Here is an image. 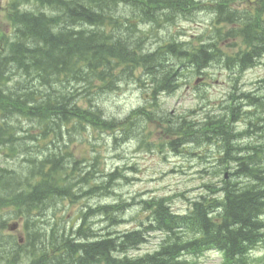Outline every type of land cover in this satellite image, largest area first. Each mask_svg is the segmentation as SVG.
I'll list each match as a JSON object with an SVG mask.
<instances>
[{
  "label": "trees",
  "instance_id": "16d2710c",
  "mask_svg": "<svg viewBox=\"0 0 264 264\" xmlns=\"http://www.w3.org/2000/svg\"><path fill=\"white\" fill-rule=\"evenodd\" d=\"M37 1L44 7H50V12L56 10L55 14L59 15H49L48 12L47 15L20 13L12 18L16 40L0 56V149L26 153L25 163L30 166L28 171L33 174L34 183L26 184L32 191L23 197L39 212L56 199L78 198L81 191L77 185L82 177L89 176L86 173L76 174L77 178L63 175V169L66 168L62 166L65 167L63 161L67 154L62 149L65 145L60 143L62 132L69 125L111 132L123 126L124 122L107 121L100 111L79 106L75 100L78 96L113 90L122 82L124 73L130 75L138 69L153 84L166 83L167 89H170L168 78L174 74L168 62L171 56L194 66H203L205 62L219 60L221 53L217 47L201 46L184 50L176 44L142 52L141 41L135 43L131 38L135 29H132L129 21L126 19L121 22L120 17H114L123 6L130 3L146 18H156L157 15H152L146 7L156 4L163 7L165 3L166 8H178L181 0ZM254 1V13L224 8L221 4L212 9L217 23L241 25L240 29H233L226 36L240 39L244 50L234 56H225L226 66L240 72L253 67L256 60L264 55V0ZM10 66L22 71L21 81L14 82L13 73L8 75ZM67 81L80 84L83 89L71 92L63 88V91H59L61 84ZM28 82L32 84L27 86ZM237 100L240 101L232 100L229 106L231 118L224 119L223 123L217 117L208 119L210 122L201 124L199 128L196 123L189 122L186 126L178 124V129L171 126L168 132L178 135L181 137L178 139L185 143H204L211 142L212 137L215 140L223 138L224 161L227 164L224 170L230 161L235 163L239 168L228 175L246 179L243 185L235 180H223L221 187L211 190L213 198L201 195L191 202V207L184 213L170 209L168 198L155 199L145 207L146 215L150 218L147 226L140 221L141 229L113 238L90 241L92 235L85 224L86 217L93 212L89 209L86 214H82V226L71 235L66 231L57 237L51 229L49 264H190L187 255H200L209 250L221 254L223 264H247L249 253L264 237V144L236 145L237 138L244 133L231 130H234L237 116L234 110L244 103L246 107L264 111V97L241 94ZM131 115L146 122L153 121L151 111H144L143 108L134 110ZM12 118L34 124V127H14ZM19 130L27 133L22 139L15 135ZM49 133H52L53 138L45 144ZM169 145L175 148L173 142ZM47 149L51 153L45 156L44 151ZM35 150L38 151L35 153L43 154L40 159L34 153ZM68 154L73 162L71 154ZM74 163L79 170L81 161ZM75 172L70 169L67 174L73 176ZM0 173V181H7L8 178L13 181L12 177L3 176L8 173L6 169H0ZM0 186L4 191L15 189L12 183ZM90 189L93 191L94 188ZM11 203L15 205L14 201ZM98 211L106 216L116 214L114 209L109 211L106 206L98 207ZM150 232L166 235L159 248L142 257L127 258L125 254L142 245L146 241L145 233Z\"/></svg>",
  "mask_w": 264,
  "mask_h": 264
},
{
  "label": "rangeland",
  "instance_id": "374dc122",
  "mask_svg": "<svg viewBox=\"0 0 264 264\" xmlns=\"http://www.w3.org/2000/svg\"><path fill=\"white\" fill-rule=\"evenodd\" d=\"M247 1L250 0H181L178 8H166L165 3L163 7H160L161 4L146 7L152 15H157L156 18L154 16L146 18L145 14L141 15L129 3L114 17H120L121 22L126 19L129 21L132 29H135L131 38L135 43L141 41L142 52L157 50L161 46L170 44H176L184 50H192L200 47L201 44L210 43L213 39L218 41L214 37L216 36L214 32L226 35L230 29H234L229 25L217 24L212 10L215 5L221 4L225 6L224 8L251 12V7L246 4ZM18 3L22 4L21 1ZM14 5L15 0H2L4 12L0 13V34L3 35L0 39V48L7 49L12 41L13 34L8 15L14 10ZM21 8L36 14L48 12L49 15H59L54 13L56 12L54 9H52L54 12H50V7H44L37 0L29 2L26 6L22 5ZM3 37L7 38L3 39ZM224 41L220 45L226 44L220 49V59L206 64L205 68L196 69L186 60L183 62L171 56L168 62L172 65L171 70L175 72V76L170 81L172 89L164 87L154 91L157 85L138 69L132 71L130 75L124 73L122 82L112 91L103 90L104 92L93 95L81 94L75 99L83 108L100 111L101 116L107 121L124 123L116 132L76 125H69L62 132L60 143L62 146L65 145L62 148L63 152L70 153L73 159V164L63 169V175H67V178H77L76 174L86 173L89 176L82 177V181L77 185L81 191L78 193V198L71 196L56 199L49 202L43 210L34 211L35 215L29 218V223L39 222L40 231L45 234L47 250L50 248L47 242L51 240L49 237L51 229L57 237L65 234L66 231L71 235L82 226L84 221L81 218L82 214H86L89 209L93 212L86 217L85 224L89 225L88 228L95 234L93 240L95 237L96 239L113 238L141 229L140 221L144 225L148 224L150 218L146 217L143 201L168 198L169 206L174 212L184 213L191 207V202L201 195L213 198L211 190L221 187L223 180H235L239 185L247 181L227 174L239 168L231 161L224 170L227 164L224 161L223 138L213 143L206 141L185 143L182 139H178L180 138L178 135L173 133L171 135L168 132L169 127L176 128L184 120L186 124L183 126L193 122L199 128L201 124L207 123L208 119L217 117L230 119L232 110L229 106L232 100L240 101L237 97L241 94H250L256 98L264 97V56L257 59L254 67L243 72L234 67L228 68L223 63L224 56H234L242 52L244 45H241L239 39L229 38ZM4 53V50L0 51V56ZM10 74L14 82L22 80V71L11 67L8 75ZM70 82L62 83L59 91L68 88L69 91L76 92L82 88L80 84ZM31 84L32 82H28L27 86ZM139 108L151 111L153 121L146 122L131 115ZM234 112H237V116L233 124L234 130L231 131L244 133L237 138L236 145L264 144V111L245 107L243 103ZM11 120L14 127L23 129L34 127V124L17 118ZM22 132L23 130L17 131L16 137L22 139L27 135ZM51 138H53L52 133H49L44 140L45 144L50 143ZM170 142L175 144V148L169 145ZM41 144L45 145L43 142ZM47 150L44 151L45 156H48L53 149ZM35 154L40 156L38 159L43 155ZM93 158L95 161H92ZM26 159V153L0 149V169L16 171L8 175L13 181L8 178V182L0 181V184L7 186L12 183L15 190L16 183L23 186L31 184V172L28 171L30 166L24 163ZM74 161L81 163L78 165L79 170L77 167L74 168L76 172L71 176L67 171L72 169ZM110 173L113 174L112 177L108 176ZM90 187L94 188L93 191ZM100 206H108L109 211L114 209L116 214L101 215L96 212ZM19 216L13 207H0V221L19 223L22 234L24 224L18 219ZM27 227L30 231L34 230L33 227ZM6 231L2 232L4 237ZM144 237L146 243L129 251L127 257L135 258L145 253H152L161 243L164 235L157 232ZM70 238L76 239V237ZM0 240H3L1 236ZM29 241L32 242L33 239L30 238ZM35 245L37 246L38 242ZM17 254L18 252L13 251L9 257L1 259L0 264H10L9 258L20 257ZM187 259L190 264H223L222 255L212 250L200 255H187ZM37 264L41 263L37 262ZM247 264H264V237L249 253Z\"/></svg>",
  "mask_w": 264,
  "mask_h": 264
},
{
  "label": "flooded vegetation",
  "instance_id": "af4514ba",
  "mask_svg": "<svg viewBox=\"0 0 264 264\" xmlns=\"http://www.w3.org/2000/svg\"><path fill=\"white\" fill-rule=\"evenodd\" d=\"M1 1L2 0H0V13L1 12H3V7H2V5H1ZM13 228V226H10L9 224H7L6 225V229H12ZM15 231L17 232V231H19L20 232V234H18V244H16L15 246L17 247V248H19V249H28L29 248V245H30V242H29V234H28V229H27V227H25V228H23V233L21 234V232H22V229L20 228V229H17V228H15ZM8 236H15L14 234H12V233H8L7 234ZM4 251H5V253L7 252V249H4ZM14 264H19L18 263V259L16 258L15 260H14Z\"/></svg>",
  "mask_w": 264,
  "mask_h": 264
},
{
  "label": "bare ground",
  "instance_id": "6f19581e",
  "mask_svg": "<svg viewBox=\"0 0 264 264\" xmlns=\"http://www.w3.org/2000/svg\"><path fill=\"white\" fill-rule=\"evenodd\" d=\"M44 5V4H43ZM132 10V9H131ZM134 11V10H133ZM45 12V11H44ZM55 13V12H54ZM139 14V13H138ZM185 15V14H184ZM188 15V14H187ZM123 16V15H122ZM173 18V17H172ZM202 18V17H201ZM181 20V19H180ZM207 21V20H206ZM167 22V21H166ZM163 25V24H162ZM148 26V25H147ZM171 29V28H170ZM50 30V29H49ZM156 30V29H155ZM125 34V33H124ZM135 34V33H134ZM146 35V34H145ZM72 39V38H71ZM21 44V43H20ZM19 45V44H18ZM187 45V44H186ZM21 46V45H20ZM24 47V46H23ZM98 47V46H97ZM150 47V46H149ZM115 48V47H114ZM25 49V48H24ZM128 55V54H127ZM131 55V54H130ZM127 57V56H126ZM133 57V56H132ZM128 58H130V57H128ZM131 59V58H130ZM132 60V59H131ZM136 61H137V59H136ZM9 63V62H8ZM7 70H8V68H7ZM6 70V71H7ZM104 70V69H103ZM10 71V70H9ZM23 77V76H22ZM76 78V77H75ZM70 83H72V82H70ZM50 85V84H49ZM48 86V85H47ZM94 87V86H93ZM46 89V88H45ZM112 91V90H111ZM146 91V90H145ZM180 93V92H179ZM84 94V93H83ZM109 95V94H108ZM135 95V94H134ZM130 96V95H129ZM167 97V96H166ZM130 99V98H129ZM100 100V99H99ZM19 107V106H18ZM45 108V107H44ZM127 109V108H126ZM71 110V109H70ZM67 111V110H66ZM235 111V110H234ZM60 134V133H59ZM136 139V138H135ZM140 139V138H139ZM96 141V140H95ZM107 143V142H106ZM263 150V149H262ZM138 154V153H137ZM111 155V154H110ZM251 157V156H250ZM31 163H32V161H31ZM125 165V164H124ZM107 167V166H106ZM8 182V181H7ZM41 187V186H40ZM13 188V187H12ZM11 188V189H12ZM114 188V187H113ZM84 193V192H83ZM83 200V199H82ZM89 200V199H88ZM98 200V199H97ZM153 203V202H152ZM127 205V204H126ZM151 208V207H150ZM206 210V209H205ZM133 220V219H132ZM217 221V220H216ZM136 224V223H135ZM89 226V225H88ZM187 231V230H186ZM176 232V231H175ZM180 232V231H179ZM182 236V235H181ZM179 238V237H178ZM85 240V239H84ZM80 241V240H79ZM143 242V241H142ZM181 244V243H180ZM187 244V243H186ZM82 245H83V243H82ZM87 246V245H86ZM123 248V247H122ZM125 248V247H124ZM83 249V248H82ZM125 259V258H124ZM148 259V258H147ZM83 260V259H82ZM154 261V260H153ZM179 262V261H178ZM70 264V263H69ZM170 264V263H169Z\"/></svg>",
  "mask_w": 264,
  "mask_h": 264
}]
</instances>
